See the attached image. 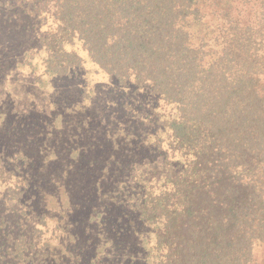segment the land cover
<instances>
[{
	"label": "trees",
	"instance_id": "obj_1",
	"mask_svg": "<svg viewBox=\"0 0 264 264\" xmlns=\"http://www.w3.org/2000/svg\"><path fill=\"white\" fill-rule=\"evenodd\" d=\"M0 4L49 23L46 73L90 63L174 109L163 122L164 163L133 204L153 228L154 264H255L264 241V0Z\"/></svg>",
	"mask_w": 264,
	"mask_h": 264
},
{
	"label": "rangeland",
	"instance_id": "obj_2",
	"mask_svg": "<svg viewBox=\"0 0 264 264\" xmlns=\"http://www.w3.org/2000/svg\"><path fill=\"white\" fill-rule=\"evenodd\" d=\"M49 26L0 4V264H154L133 204L164 163L175 111L90 63L46 73Z\"/></svg>",
	"mask_w": 264,
	"mask_h": 264
}]
</instances>
